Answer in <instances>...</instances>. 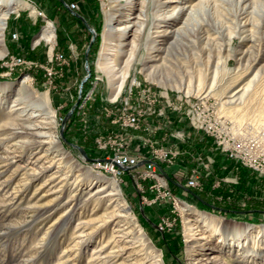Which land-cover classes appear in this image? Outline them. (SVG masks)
<instances>
[{
	"label": "rangeland",
	"instance_id": "rangeland-1",
	"mask_svg": "<svg viewBox=\"0 0 264 264\" xmlns=\"http://www.w3.org/2000/svg\"><path fill=\"white\" fill-rule=\"evenodd\" d=\"M39 1L40 8L43 11L44 7L49 10L51 17L58 16L65 1H76L78 9L75 12L83 17L87 25L74 14L56 18L57 24L56 20L52 24V41L41 40L34 43L45 25L41 17L26 10V15L18 20V30L11 31L10 16L14 12L9 13L6 18L3 29L5 54L0 57V83L16 82L24 75L29 77L31 86L38 93L44 94L54 109L53 120H49L35 105L26 106L29 111L37 114L35 118L38 127L34 131L41 132L44 136L38 137L48 141L39 152L44 150L49 156H61L55 142L58 140L67 152V157L60 159L63 168L53 163L43 169L48 164L46 158L33 160L39 153H31L34 146L25 148L15 144L17 138L12 139L0 126V264H86L92 250L105 239V232L101 227L83 242H80L77 233L73 234L76 229L73 226L82 220L88 222V226L83 225L86 231L97 226L91 218L99 214L100 209L86 197L87 191L94 187L86 176L94 172L117 180L123 198L151 243L160 250L164 264H188L189 261L187 242L183 235V218L177 205L179 202L215 214L222 222L264 225V137L260 138L259 134L264 124V87L253 89V85L264 78V71L256 72L258 66L264 63V58L259 60L264 50L260 33L254 32L255 41L248 47L246 59H237V52L251 44L245 41L246 45H242L240 29L246 26L245 28L257 30L261 26L264 0H217L216 5L208 1L201 9L192 11L185 24L183 21L187 16H184L175 25L181 28L174 39L170 38L172 43L162 60V66L150 71L148 75L141 69L146 57L144 41L155 29L158 11L152 0H147L148 7L145 10L140 11V5L136 4V19L144 22V31L139 37L136 32H132L131 37L137 36L135 38H138L139 45L120 70L121 87L114 98L111 97L113 93L108 85L107 75L97 66L95 60L105 22V10L114 3L122 4L124 1ZM35 2L38 3L36 0ZM128 6H125L124 11ZM44 13L47 14L45 11ZM89 28L95 33L90 44L92 33ZM13 31H17V39L10 38ZM64 40L67 41L66 46L62 47ZM60 41L62 44L58 48ZM56 51L66 55L68 64H58L54 58L50 59L51 53ZM159 55H163V51H158ZM11 56H20L23 62L9 66ZM126 57L116 56V66H121ZM85 59L89 76L81 82L86 73ZM48 69L56 73L48 75ZM59 69L61 75L57 72ZM199 78L200 82L197 83ZM129 86L132 87L131 94L128 91ZM231 87V91L244 93V102L227 101L226 96ZM83 88L85 89L82 92ZM251 93L254 94L250 97ZM11 100L12 98H8L3 105L0 104V111L8 109ZM123 102L133 106L139 103L136 108L141 111L137 114L139 125L136 128L124 124L122 119H117L121 112L131 110L124 109ZM145 102H155L152 113L145 110ZM193 102H213L216 115L227 121V126H231L235 138L242 134L247 140H253L254 136L257 140L261 139V144L257 146L259 155L253 160L229 156L214 143L216 151L225 155L227 160L224 161L230 167L226 166L221 171L217 166V155L214 171L199 178V187H188L194 195L178 184L187 187L186 178L191 168L201 166L199 158L205 160L207 156L195 155L197 163L184 173L185 178L180 182L174 179L172 172H168L166 176L159 169L167 172L164 165H173L182 149H187L186 145L191 143L192 138L191 133L186 131L188 128L189 131L205 134L195 128L191 114L187 112ZM70 109L71 112L63 124L62 138L59 128ZM140 130L146 132V135L140 138L130 136L140 135ZM73 144L83 149L89 159H84ZM118 148L145 152L144 155L149 154L152 149L171 151L168 154L169 161L156 159V163L157 173L163 176L159 179L163 186L159 188L162 190L165 187L175 194L176 205L174 206L170 198L151 201L157 191L154 188L150 190L148 186L156 181L138 177V173L129 170L115 176L95 164L96 159L105 158ZM209 157L212 159L210 169L215 158L211 154ZM141 169L138 168L139 171ZM51 175H56L57 178L51 183L43 184ZM203 177L207 179L202 180ZM58 180L64 182L62 195L65 198L78 192L72 195L75 197V205L71 209L70 219L61 225L60 220H54L70 205L61 204L56 207V201L50 203L59 192L55 189L61 183L54 186ZM141 196H145L146 201ZM47 203L52 208L38 213L39 207ZM166 216L175 218L170 230L157 231L156 222L160 217ZM119 223L115 219L109 228L112 229ZM216 239V234L209 238L211 242ZM143 251L140 250L138 256ZM148 263L149 261L146 264Z\"/></svg>",
	"mask_w": 264,
	"mask_h": 264
},
{
	"label": "bare ground",
	"instance_id": "bare-ground-1",
	"mask_svg": "<svg viewBox=\"0 0 264 264\" xmlns=\"http://www.w3.org/2000/svg\"><path fill=\"white\" fill-rule=\"evenodd\" d=\"M123 1L124 3H114L105 10V22L100 33L101 40L95 60L97 66L107 75L108 85L113 93L111 96L112 98L115 97L121 87L122 79L120 78V70L138 48V38L135 37H139L144 31V22L136 19L138 16V8H136L135 5H140V11L148 7L147 0ZM152 1H154V6H156V11H158V13L156 17L157 22L154 26L155 29L153 31L150 30L152 34L147 35L144 41L146 57L142 62L143 66L141 69L146 75H148L150 71L162 66V60L165 58V55H167L172 43L170 38L173 37L174 39L176 33L181 28L175 27L180 19L187 16L185 21H183L185 24L190 18L192 11L201 9L206 2L211 1L214 5L217 4V0ZM125 6H128V8L124 11ZM27 7L29 6L24 0H0V57L5 54L3 29L5 28L8 14ZM31 11L33 12L34 9L31 8ZM156 11L154 10V12ZM246 19L247 18H245V20ZM244 22L245 21H243V24ZM245 27L242 26L240 29V38L243 41L242 45H246L245 41H249L251 44L246 45L244 50L237 52L239 55L237 59L240 61L246 59V54L249 50L248 47L252 46V43L255 41L256 35L254 32L260 33L262 42L264 43V16L261 21V26L257 30H251ZM132 32H136L137 36L131 37ZM53 36L54 28L49 21L37 35L35 42L40 40L51 42ZM128 45H130V47L127 48ZM158 51H163V55L158 56ZM116 56H127L125 60H123L121 66H116ZM263 58L264 50L259 60ZM147 61L151 62L147 63ZM260 70L261 72L264 71V63L258 66L256 72H260ZM199 82L200 78L197 80V83ZM259 87H264V78L253 85V89ZM232 88L233 87L228 90L229 93L226 96L227 101L244 102L242 98L244 93H238L236 90L231 91ZM253 94L254 93H251L250 97L253 96ZM8 98H12L11 104L8 106V109L0 111V126L12 139L17 138L14 141L15 144L25 148L34 146L35 149H33L31 153H38L39 149L43 148L48 141L45 138H39L44 136L41 132L34 131V129L38 127L37 119L35 118L37 114L33 111H29L26 106L29 104L35 105L36 108L44 114V117L49 120H53L54 109L47 102L46 96L42 93H38V91L31 86L27 75H24L16 82L5 81L0 83V104L3 105ZM24 122L30 123L23 124ZM259 134L261 135L260 138L264 137V124ZM253 140H255L257 146L261 144V139L257 140L256 136L253 137ZM55 142L59 154H62L61 156H49L50 154L45 153L43 150L38 153L35 159L32 158L38 161L45 157L48 164L46 163L47 165H45L43 169L49 167L53 163H57V166H62L63 168L60 159L63 158V156L67 157V152H65L58 140H55ZM45 150H48V148L45 147ZM6 151L8 150L6 149ZM56 175L48 176V178L43 181V184L54 181L57 178ZM86 177L90 184L94 185V187H91L87 191L86 197L89 198L94 206L100 209V213L98 212L99 214H95V216L91 218V220L97 223L96 228L90 231L84 230L85 227L83 225L88 222L82 220L73 226L76 227L73 234L77 233L76 236L80 239V242H83L87 240V238L92 237L100 227L105 232V239L95 247L96 249L92 250L91 254L89 253L90 256L86 264H146L148 261V264H164L161 259L160 250L151 243L149 237L137 222L134 214H132L126 200L123 198L117 180L114 177H105L95 172L88 173ZM59 182L61 184H58ZM63 183L62 180H58L54 183V186L58 184L55 190L59 192L54 198L52 197V201L50 200V203L56 201V207L61 204L67 205L69 203L70 205L69 208L63 211L62 215L54 220V222L60 220L59 225L66 223L67 220L70 219L71 209L75 205V197L73 196L78 193L74 192L72 194L73 196L71 195V197L65 198L62 195ZM82 195H84L83 192ZM50 203L42 204L39 207L38 211L40 212L38 213L47 212L52 208ZM177 205L183 218V235L185 242H187L186 246L189 255L188 264H264V225L222 222L219 221V218L217 219L215 214L210 212L198 210L180 202L177 203ZM115 219H118L120 223L112 229L109 228L110 224H112ZM215 234L217 239L215 242H211L209 238L210 236H215ZM140 250L144 251L141 253L142 255L138 256ZM119 258L121 259L119 260Z\"/></svg>",
	"mask_w": 264,
	"mask_h": 264
},
{
	"label": "built area",
	"instance_id": "built-area-1",
	"mask_svg": "<svg viewBox=\"0 0 264 264\" xmlns=\"http://www.w3.org/2000/svg\"><path fill=\"white\" fill-rule=\"evenodd\" d=\"M24 1L30 7L24 8L25 10H31V8H33V12L35 13V15L41 17L45 21V25L47 24V21H50L44 11L35 2V0ZM65 6L70 11H75L78 7L76 1H65ZM17 37V31H13L10 33L11 39H17ZM52 58H54L58 62V64H68L67 57L63 52L56 51L55 53H51L50 59ZM22 62V57L11 56L9 66L21 64ZM57 72L59 73V75H61V69H59V71ZM52 73L54 74L56 72L48 69V75H51ZM131 88V86L128 87V91L130 94L132 91ZM145 103V110L149 113H152L154 111L152 106L155 102ZM123 104L125 105L124 109L127 108L131 110L129 112H121L117 119H122V122L124 124L136 128L139 125V118L137 117V114H140L139 112L141 111V109L136 108V106H139V103H136L134 106L132 104H129L128 102H123ZM187 112H190L191 121L195 128L200 129L206 135L212 137L214 143L219 145L222 150L226 151L229 156H239L240 158H246L247 160H253L254 158L258 157V147L255 143V140H247L242 134L238 135L235 138V135L231 130V126H227V121L216 115L213 102H193L191 103L190 109H188ZM159 113H161V109H159ZM169 153H171V151L152 149L149 154L144 155L140 152H131L126 149L118 148L115 151H112L105 158L96 159L95 164L99 165V167L104 171L112 172L115 176L116 174H119L124 170H129L134 173H138V177L141 176L144 179L149 178L156 181L148 186L150 190L154 188L157 191L154 197L151 198V201H154L157 198H170L175 206L177 199L176 195L172 194L169 189H165V187L160 190L159 187L163 185L159 182V179H162L163 176H159V174L157 173L156 159L169 161ZM199 160L201 166H195L191 168L190 174L186 178L185 185L189 188L199 187V178L202 175L209 174L210 172L209 164L212 162V159L207 156L205 160L201 158H199ZM138 168L142 169L139 171ZM141 198L142 200L146 201L145 196H141ZM174 221V217H160L156 222L155 227L159 232L170 230Z\"/></svg>",
	"mask_w": 264,
	"mask_h": 264
},
{
	"label": "crops",
	"instance_id": "crops-1",
	"mask_svg": "<svg viewBox=\"0 0 264 264\" xmlns=\"http://www.w3.org/2000/svg\"><path fill=\"white\" fill-rule=\"evenodd\" d=\"M38 3V6H41L40 5V1L39 0H36ZM52 5V3H51ZM53 7V6H52ZM60 9V7H59ZM78 9V7H77ZM61 11L59 12L58 16H52L50 15L49 13V10L47 11L44 7V11L47 13L46 16L47 18L50 19V21L55 23V20H56V24H57V19L56 18H59L61 19V17H64V16H67L69 17V15H73V13L68 10L66 8V6H64L63 9H60ZM26 10L25 9H20L19 11L17 10L16 12H14L11 16H10V23H9V30H18L17 28V25H18V20L21 19V17L23 15H26L25 14ZM32 12V11H30ZM58 19V20H59ZM49 23V21H47V24ZM46 24V25H47ZM44 25V26H46ZM64 25V24H63ZM63 28V26H62ZM8 30V31H9ZM41 41V40H40ZM45 41V40H44ZM47 41V40H46ZM66 40H64L62 43L61 41L57 44V47H61V44H62V47L66 46ZM34 43H37V42H34ZM153 126V125H152ZM154 128V126H153ZM184 128V126H183ZM164 129H167V128H164ZM189 134L191 133L192 135V138H191V143L190 144H187L186 147L187 149L185 148L182 149L181 153L178 155V157L176 158L175 162L173 165H164V168L166 170H168L167 172H165L166 174L168 172H172L171 175L174 177V179H176L178 182H180L181 180H184V173L185 172H188V170L197 163V160L195 159V155L197 157H204V156H209V154H211L214 158H215V161L213 164L210 165V171H214L215 169V166H216V161H217V155H219V163H218V167L219 169H221V171L224 169H226V166L230 165V164H226L224 160H227L225 155L220 153V152H217L216 151V147H215V144L213 142V140L208 137L207 135L201 133V132H195V131H189V128L188 130H186ZM139 134L140 135H137V134H134V135H130L131 137H138L140 138L141 136H145L146 135V132H144L143 130H140L139 131ZM169 144V143H168ZM135 151V149H134ZM141 153H145V152H141ZM222 164V165H221ZM230 167V166H228ZM211 174V173H210ZM213 177V173L211 175ZM207 179V177H203L202 180H205ZM218 209H222V208H218Z\"/></svg>",
	"mask_w": 264,
	"mask_h": 264
},
{
	"label": "water",
	"instance_id": "water-1",
	"mask_svg": "<svg viewBox=\"0 0 264 264\" xmlns=\"http://www.w3.org/2000/svg\"><path fill=\"white\" fill-rule=\"evenodd\" d=\"M64 4H65V2H64ZM72 13L75 15V16H77V17H79L80 19H82V21H84L85 22V20L83 19V17L79 14V13H77V12H75V11H72ZM85 24H86V22H85ZM87 25V24H86ZM90 29V31H91V33H92V36H91V38H90V41H89V44L92 42V40H93V37H94V31H93V29H91V28H89ZM84 68H85V75L83 76V78L81 79V82H83L88 76H89V67H88V63H87V61H86V59H85V64H84ZM80 88H81V85L79 86V91H80ZM70 112H71V109L66 113V115H65V117L63 118V120L61 121V126H60V128H59V135L62 137V138H64L63 137V135H62V130H63V124L65 123V119L67 118V116L70 114ZM74 145V144H73ZM76 148H78V150L80 151V153L82 154V156H83V158L84 159H89L87 156H86V154H85V152L83 151V149H81L79 146H77V145H74ZM160 169V171L164 174V175H166V173L161 169V168H159ZM167 176V175H166ZM177 184V183H176ZM180 187H182L184 190H186L187 192H189V193H191V194H193L194 195V193L188 188V187H185V186H183V185H181V184H178Z\"/></svg>",
	"mask_w": 264,
	"mask_h": 264
},
{
	"label": "trees",
	"instance_id": "trees-1",
	"mask_svg": "<svg viewBox=\"0 0 264 264\" xmlns=\"http://www.w3.org/2000/svg\"><path fill=\"white\" fill-rule=\"evenodd\" d=\"M84 89H85V88L82 89V92L84 91ZM195 193L199 196V194H198L197 192H195Z\"/></svg>",
	"mask_w": 264,
	"mask_h": 264
}]
</instances>
